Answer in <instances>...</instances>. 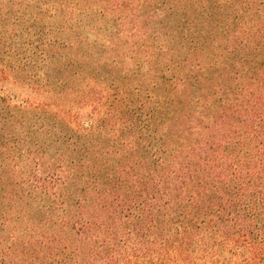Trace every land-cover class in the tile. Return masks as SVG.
Here are the masks:
<instances>
[{
  "label": "trees",
  "instance_id": "16d2710c",
  "mask_svg": "<svg viewBox=\"0 0 264 264\" xmlns=\"http://www.w3.org/2000/svg\"><path fill=\"white\" fill-rule=\"evenodd\" d=\"M151 1L0 30V264H264V0Z\"/></svg>",
  "mask_w": 264,
  "mask_h": 264
},
{
  "label": "rangeland",
  "instance_id": "374dc122",
  "mask_svg": "<svg viewBox=\"0 0 264 264\" xmlns=\"http://www.w3.org/2000/svg\"><path fill=\"white\" fill-rule=\"evenodd\" d=\"M36 1H60V0H0L1 6L0 8V30L2 31V34H11L10 38L11 44L10 46L17 47L19 45V42L22 40L26 41L29 46V31H31V27L29 25V4L34 3ZM62 1H77L82 2L85 0H62ZM93 1H99V0H93ZM106 1V0H100ZM128 2V0H124V2ZM129 3H132V5L136 8L137 4H135L138 0H129ZM134 1L135 3H133ZM141 1V0H139ZM152 12L156 15V12L154 11L153 7H158L159 9H162V6L160 5V2H157L156 0H152ZM128 5V4H127ZM12 6V7H11ZM133 6H125L124 9H116L115 6L111 7V9H106L105 13L108 17H118L119 15H133L134 11L131 9ZM11 7V9H10ZM164 13H161L163 15ZM158 15V14H157ZM161 15H158L161 17ZM14 47V48H15ZM6 60V59H5ZM6 90H10L11 94L14 96L15 94H26V90L21 89L20 87L12 86L8 83L5 84ZM21 96V95H20Z\"/></svg>",
  "mask_w": 264,
  "mask_h": 264
}]
</instances>
